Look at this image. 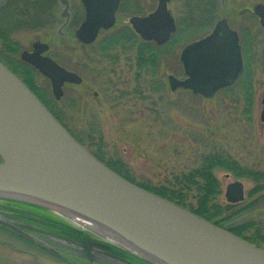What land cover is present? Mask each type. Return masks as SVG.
I'll list each match as a JSON object with an SVG mask.
<instances>
[{
    "label": "rangeland",
    "instance_id": "rangeland-1",
    "mask_svg": "<svg viewBox=\"0 0 264 264\" xmlns=\"http://www.w3.org/2000/svg\"><path fill=\"white\" fill-rule=\"evenodd\" d=\"M70 1L74 26L65 28L64 36H60L58 27L63 22L58 16L61 6L55 0L52 9L54 13L56 11L57 20L52 18L51 22H41L38 27L10 25L7 28L4 25L6 30L12 29L10 37L18 46L17 57L19 51L29 49L34 41L48 42L54 60L81 77L80 84L63 86L59 100L52 96L47 78L39 74L34 78L35 85L48 92L44 100L68 132L86 145L93 143L94 150L98 142L95 138L100 134L103 157L110 161L119 159L128 175L142 184H165L172 176L195 166L201 155L212 151L235 158L242 168L264 171V121L260 120L264 95V29L249 13H239V10L252 8L256 3L264 5V0H218L215 20L209 27L189 28L183 32L180 29L171 47L161 57L159 75L154 76L160 81L157 88H151L150 79L147 80L149 91L143 93L144 100L135 95L124 96L135 85L133 70L129 69L133 60L127 50L132 43L120 39L118 44L124 45L121 53L104 52V48L108 34L121 30L129 16L152 11L156 0H141L135 4L126 0L118 25L106 31V37L102 32L98 40L88 46L79 44L73 37L76 25L83 19L82 2ZM192 2L170 0L168 3L170 13L179 24L189 10L185 4ZM222 16L227 17L230 27L238 31L244 62L253 71L252 102L248 109L243 108L241 100L237 103L227 95L216 94L205 99L185 89H169V74L180 79L184 76L179 59L181 49L209 32ZM116 53L117 59L114 57ZM214 172L220 187V194L215 199L217 204H227L224 196L227 184L239 181L244 187V200L239 209H235L237 213L223 225L244 227L242 234L254 236V244L264 250V239L260 240L264 237V189H257L259 184L253 179L236 178L221 169ZM52 215L64 221L57 214ZM239 218L241 221L237 222ZM68 222L65 223L107 242L100 234ZM35 227L43 235L34 233L36 237L33 238L43 243V247L25 243L0 227V264H125L94 247L91 252H86L79 245Z\"/></svg>",
    "mask_w": 264,
    "mask_h": 264
},
{
    "label": "water",
    "instance_id": "water-1",
    "mask_svg": "<svg viewBox=\"0 0 264 264\" xmlns=\"http://www.w3.org/2000/svg\"><path fill=\"white\" fill-rule=\"evenodd\" d=\"M6 0H0V5ZM68 18V0H58ZM169 0H157L146 16L129 23L144 40L166 43L175 31ZM84 19L74 36L93 42L100 29L114 23L119 0H81ZM252 12L264 27V6ZM21 60L48 78L56 100L65 83L79 84L74 72L43 55L48 44L36 41ZM185 77L167 76L169 88L212 98L233 87L242 72L241 46L225 18L179 55ZM260 120L264 121V95ZM225 199H243V184H227ZM0 198L15 199L69 212L91 220L122 244L105 240L153 264H264V250L192 211L128 181L80 144L37 96L0 62ZM20 234L31 237L11 225ZM91 230V229H90ZM93 231V230H92Z\"/></svg>",
    "mask_w": 264,
    "mask_h": 264
},
{
    "label": "trees",
    "instance_id": "trees-1",
    "mask_svg": "<svg viewBox=\"0 0 264 264\" xmlns=\"http://www.w3.org/2000/svg\"><path fill=\"white\" fill-rule=\"evenodd\" d=\"M200 1L201 0L198 2L197 0H193L192 3L185 4V7L187 9L189 8V10L185 12L180 24L178 23L180 26H177L175 34L164 45L143 42L139 40L129 28H120L121 30H117L118 32L113 30V33L111 32V34L103 33L105 37L108 34L106 37L107 42L105 44L107 46H105L104 52L107 50L121 53L124 45L118 44L120 39L132 43L127 50L133 60V62L131 61L132 67L130 66L129 69L133 70V81L135 85L132 90L125 92V95L123 94L124 96L128 97L130 95H135L134 97L137 96V98L144 100L145 97L143 93L149 91L147 89V80L150 79L149 84L151 85V88H155V86L157 88V82L160 81H156L154 76L159 75L161 57L166 52L167 48L171 47L172 41H175L176 36L180 33V29L183 32V30L189 28H207L211 25L212 20H215L216 16L214 17V11L217 7L218 0H202L201 3H199ZM52 7H54L53 0H7L0 6V41L2 43L0 45V60L22 79V81L36 94L40 101L60 122V118H58L51 107L47 106V103L44 100V98H47L48 92L43 88L37 87L34 83L35 75L38 73L32 67L18 59V46L10 37V30L12 29L6 30L10 25L18 27H29L31 25L38 27L37 25H40L41 22H51L52 18L57 20L56 11L54 13ZM53 13L54 15H52ZM4 25H6L7 28H5ZM117 55V53L114 55L116 59ZM252 76L253 71L250 70L249 64L245 62L244 70L236 85L233 88L223 89L217 94L227 95L226 97L228 99L231 98V100L236 101L237 103L241 100L243 108L248 109V107L251 106L253 94ZM152 90L159 91V89ZM94 134L97 135V132ZM73 137L79 143L84 145L102 163L128 181L164 197L218 226L223 225V222L233 218L237 211L235 210V205L224 204L222 206L215 202L216 197L220 194L219 182L216 178L215 170L221 169L227 171L236 178L253 179V181L259 184L257 189H264V171H250L247 168H242L235 158L215 151L201 155L195 166L180 172L178 175L172 176L169 181H165V184L150 185L149 183H138L128 175V171L119 159L110 161L103 157L101 149L102 136L100 134H98V138H95L98 140L96 143L97 148H95V150L92 148V146H94L93 143L86 145L80 139L75 136ZM189 193L191 194L189 195ZM20 206L24 207L26 210L11 209L16 212L17 219H22L21 216H31L34 220L31 223L37 227L41 229L44 228L46 232L48 231V233L50 232V234H54L58 238L66 239L68 242L79 245L86 252H91L94 247L105 253L111 259H115L125 264H152L132 253L101 240L91 233L76 229L66 224L64 221L53 217L50 213H43L41 210L36 209V207H28L25 205ZM3 209L11 211L8 207ZM226 228L233 234L251 243H255L253 242L254 236L247 237L242 234L244 227H240L239 224H231ZM246 228H248V226H246ZM9 232L21 241L36 246V244L31 243L23 236L17 235L11 231ZM263 239L264 237L260 238L261 241Z\"/></svg>",
    "mask_w": 264,
    "mask_h": 264
},
{
    "label": "flooded vegetation",
    "instance_id": "flooded-vegetation-1",
    "mask_svg": "<svg viewBox=\"0 0 264 264\" xmlns=\"http://www.w3.org/2000/svg\"><path fill=\"white\" fill-rule=\"evenodd\" d=\"M60 6H61V10L63 9V6L59 3V1L58 0H55ZM126 0H119V3H118V7H117V9H116V12H115V21H114V24H113V26L109 29V30H111V29H113L114 27H116L117 25H118V22H119V20H120V15H122V13H124V10H125V8H124V6H123V3L125 2ZM137 1H141V0H132V3H136ZM68 3H69V8H68V13H69V15H68V18H66L65 16H63L62 14H61V10H60V12L58 13V16H59V18L63 21L60 25H59V29H61V30H64L65 28H67V27H72L73 28V26H74V24L72 25V4H71V1L70 0H68ZM257 4V3H256ZM254 6V5H253ZM253 6H252V8H253ZM252 8H243V9H241V10H239V13L241 14V13H244V12H247V13H249L250 15H252L251 17H254V18H256V19H258V17L252 12ZM149 13V12H148ZM147 14V13H146ZM136 15H139V14H136ZM142 15H145V14H141V15H139V16H142ZM130 17V16H129ZM128 17V18H129ZM224 16H222V17H220L219 19H217V21L212 25V27H214L215 25H216V23L220 20V19H222ZM225 18V17H224ZM226 20H227V17H226ZM259 20V19H258ZM80 23V22H79ZM78 23V24H79ZM228 23V22H227ZM78 24L76 25V26H78ZM122 28H128V27H130V24L128 23V21L127 22H125L124 24H123V26H121ZM102 31V30H101ZM101 31L99 32V35L101 34ZM103 32V31H102ZM60 33V36H64L65 35V31H64V33L63 32H59ZM74 35V34H73ZM99 35H98V37H97V39H96V41L98 40V38H99ZM238 35H239V33H238ZM138 36V35H137ZM138 38H139V40H141V41H144V40H142L139 36H138ZM74 39H75V37H74ZM95 41V42H96ZM145 42H153V41H145ZM48 43V42H47ZM49 44V43H48ZM93 44V43H92ZM88 45H91V44H88ZM87 45V46H88ZM49 48H50V45H49ZM32 44H31V47L29 48V49H26L27 51H32ZM23 51V50H22ZM22 51H19V54H18V59L20 60V53L22 52ZM44 55H49L51 58H53V55L52 54H50L49 53V51L48 52H45L44 53ZM54 59V58H53ZM243 60H244V56H243ZM23 62V61H22ZM23 63H25V62H23ZM26 64V63H25ZM28 65V64H27ZM244 65H245V62H244ZM244 65H243V70H244ZM243 200H244V198H243ZM243 200H241L240 202H236V203H234L233 205H235L236 206V209L238 208L239 209V207H240V204L242 203V201ZM20 205H25V206H28V207H36V209H39V210H41L43 213H48L46 210H44L43 208H40V207H38V206H35V205H33V204H31V203H24V202H20V201H16V200H12V201H10V200H4V199H0V227H2L3 229H5L6 231H11V232H13V233H15V234H17V235H20V236H23L24 238H26L27 240H29L31 243H33V244H36V245H39V246H44L43 245V243H41V242H38V241H36V240H34V238H33V236L34 237H36L35 236V234L34 233H36V234H38V236H40L41 234H42V231L41 230H39L38 228H36L35 226L36 225H34L33 223H31L32 221H34L32 218H31V216H21V218L22 219H17V214H16V212H14V211H12L11 209H23V210H26L24 207H22V206H20ZM1 207H3V208H6V207H8V208H10V210L11 211H7L6 209H3V208H1ZM239 220V221H238ZM238 220H236L237 222H240L241 221V219L239 218ZM235 222V221H234ZM237 222H235V223H237ZM11 225H13V226H15V227H17V228H19V229H21V230H23L24 232H26L28 235H30L31 237H27V236H24V235H22V234H20L19 232H17L16 230H14L12 227H11ZM43 235V234H42ZM37 236V237H38ZM3 242H6V243H8V241H3Z\"/></svg>",
    "mask_w": 264,
    "mask_h": 264
},
{
    "label": "bare ground",
    "instance_id": "bare-ground-1",
    "mask_svg": "<svg viewBox=\"0 0 264 264\" xmlns=\"http://www.w3.org/2000/svg\"><path fill=\"white\" fill-rule=\"evenodd\" d=\"M59 212H62L63 216H67V218L70 219L69 221L74 219L76 223L71 221L74 225L91 229L94 232L100 234L101 236L110 239L112 242H117L119 244H122L121 243L122 240L120 238H118V237L114 236L113 234H111L110 232H108L101 225H99V224H97L91 220L80 218V217L75 216V215H73L69 212H66V211H60L59 210Z\"/></svg>",
    "mask_w": 264,
    "mask_h": 264
}]
</instances>
